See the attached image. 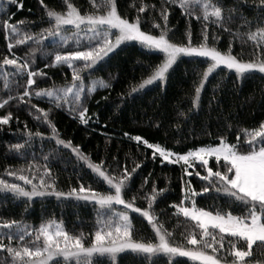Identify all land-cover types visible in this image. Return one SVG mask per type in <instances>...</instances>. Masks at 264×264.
I'll list each match as a JSON object with an SVG mask.
<instances>
[{
	"label": "trees",
	"instance_id": "trees-1",
	"mask_svg": "<svg viewBox=\"0 0 264 264\" xmlns=\"http://www.w3.org/2000/svg\"><path fill=\"white\" fill-rule=\"evenodd\" d=\"M81 14L96 11L90 0H70ZM143 2L146 5L144 13L140 14L142 30L159 34L160 29H153L155 21L163 25L160 17L162 0H116L118 13L130 21L137 16V8ZM22 7L9 0H0V62L7 56L9 59L17 58L18 63L25 59L30 64L31 71L42 70L46 77L37 76L36 83L31 87L33 93L31 102L28 98L19 101V94L23 93L27 86V73L22 76L14 75V66L3 67L0 63V101L8 100V103L0 107V116L11 113L9 123L0 125V178L9 182H19L15 177H8L6 169H24L23 174L32 178V172L27 171L29 164L40 166L43 171L45 157L50 168L52 178L57 181L56 188L67 192L71 187L79 188L80 184L91 186L96 191L107 192L108 186L97 178L88 167V162L80 161L71 149H64L63 145L56 144V138L46 123H43L42 114L36 108L48 110L51 108L50 119L55 125L59 138L71 141L73 146L79 145L81 152L88 156L92 163L99 164L104 160V169L108 175L119 177L124 169L131 171L136 164L140 168L133 174L130 181V190L126 192L125 199L134 201L136 207L147 208L144 199L151 195L152 182L158 189L166 191L157 198L152 206V212L158 217L164 227L173 232V240L176 243L183 241L182 234L191 232L195 222L186 219L182 214L176 215L173 204H178L181 199V180L184 169L181 164L169 162L161 163L159 156L152 159V149L142 142L130 140V136L139 135L149 143L159 144L165 149L176 153H184L189 149L200 146L215 145L220 137H224L228 143H236L238 134L243 143L245 137L243 130H251L258 127L264 121V74L253 72L243 80H238L234 72H229L221 67L214 71L206 80L202 89L198 107L192 104L195 95L194 89L203 77V71L207 67L204 58L179 57L170 73L167 75L166 85L154 83L145 89L129 94L131 89L138 85L142 79L150 75L152 66L158 64L162 54L150 52L136 43L121 45L114 53L110 54L104 62L94 70H85L81 73L86 85L84 90V106L87 108L89 122L82 124L78 118L73 117L63 108L57 109L54 103H50L47 97L37 98L34 93L40 89L59 88L72 80V71L67 65L51 66L52 58L58 48L53 41L44 40L42 45L33 41H26L23 45L15 44L16 39H23L24 35L39 34L42 29L51 27L46 15V8L58 12L66 11L64 0H17ZM102 4L103 0H95ZM259 0H221L223 7V27L209 21V45L213 41L211 36L215 33L219 36L216 46L226 51L229 42H232V54L239 55L244 61L254 59L257 54L264 56L261 48L255 41L247 38L249 31H255L258 26H264V12L258 9ZM169 10L167 27L171 30L169 39L178 44H187V33H192V42L197 45L202 39V29L205 21L197 19L199 9L195 14L185 16L179 5H165ZM229 9H234L229 20ZM102 14V13H101ZM259 18V23H257ZM252 21L251 26L244 24V20ZM9 20L16 24L20 30V36H13L11 41L5 38L3 21ZM227 28L230 31H225ZM13 43L11 51L8 43ZM85 44L87 41H83ZM38 49L35 53L31 49ZM43 51H40L41 49ZM67 50L77 49L74 44ZM43 53H48L44 55ZM49 67L45 68V65ZM80 65L78 64L77 67ZM4 73H8L5 80ZM102 79L110 87L99 88L92 94H87V85L92 80ZM7 84V87L5 85ZM12 97V99H8ZM82 110V109H81ZM183 113V115H181ZM40 116V120L36 117ZM231 125V127H229ZM35 134L37 131L44 138L34 136V139L25 148L17 152L10 150V145L23 144L27 132ZM125 133H128L126 136ZM243 150V149H242ZM115 158V159H114ZM214 168L216 161L209 160ZM193 171L192 168H189ZM197 169L201 174H206L203 168ZM145 177L149 178L144 184ZM190 179L192 187L199 192L205 187V182L195 175L184 177ZM39 182L37 176L36 181ZM143 185V187H142ZM30 190V186H28ZM221 207L225 212L231 211L233 215H242L245 209L235 203H230L222 194H204L196 199V206L215 212L216 207ZM97 206L94 202L76 201L74 199L57 198L54 195L34 197L31 201L27 198H16L10 192H0V224L17 221L23 224L38 227L42 222L55 221L62 224L70 235L83 234L84 241L90 244V235L96 231ZM130 222L134 227V238L152 237L151 226L138 213L130 210ZM16 229L0 228V233H16ZM218 233V230H216ZM198 233V229H197ZM34 233L26 237L24 244L30 245L34 239ZM227 237V234H224ZM19 237L17 236L16 239ZM15 245V240L13 241ZM35 246V245H31ZM42 246V238L40 241ZM243 247H247L244 245ZM211 253V250H208ZM181 264H198L186 257L174 258ZM247 264H264V248L259 244L254 245L253 255L246 258ZM0 264H12V258L5 250H0ZM54 264H64L63 260H57ZM74 264V261H73ZM95 264H111L110 259H97ZM117 264H168L167 258L161 256L150 262L146 257H138L130 251L118 254ZM230 264V260H229Z\"/></svg>",
	"mask_w": 264,
	"mask_h": 264
},
{
	"label": "snow or ice",
	"instance_id": "snow-or-ice-1",
	"mask_svg": "<svg viewBox=\"0 0 264 264\" xmlns=\"http://www.w3.org/2000/svg\"><path fill=\"white\" fill-rule=\"evenodd\" d=\"M9 2L16 4L18 8L22 7L17 0H9ZM90 2L96 11L85 14H81L70 0H64L66 4L64 12L46 8L51 27L42 29L39 34L31 36L25 34L23 39L14 41L18 45H23L26 41L42 45L46 38H53V43L62 50L56 51L51 66L67 65L72 71V80L59 88L40 89L34 95L41 99L47 97L57 109L63 108L73 117H76L78 113L82 124H87L89 119L86 115L87 108L83 103L86 85L81 73L85 70H94L128 41L138 42L144 49L163 56L158 64L152 66L150 75L133 87L129 94L136 93L154 83L166 85L167 75L181 56L200 57L207 62L203 77L194 89L195 95L192 98L194 107H198L206 80L221 67L234 72L238 80H243L247 75L257 71L264 74V56L257 54L254 59L244 61L240 58L243 53L232 54L231 41L228 49L222 51L216 46L215 42L220 38L215 33L211 36L213 43L209 45L207 22L211 21L223 27L224 10L221 0H162L160 17L164 23L161 25L154 21L152 25L154 30L160 29L158 35L142 30L140 14L144 13L147 7L143 2L137 8L136 18L131 21L118 13L116 0H103L102 4L95 3V0H90ZM177 4L185 16H191L195 14V9H199L196 18L205 21L202 29L203 39L197 45L192 42L190 30L187 33V44L174 43L169 39L171 33L167 27L169 10L165 5L175 6ZM258 9L264 12V0H259ZM228 11L230 13L228 19L231 20V13L234 9ZM2 23L6 39L11 41L13 36H20L18 25L11 24L9 20H4ZM251 23L252 21L244 20L246 25L251 26ZM257 23H259V18H257ZM65 26H72L73 31L67 32ZM224 30L230 31L227 28ZM81 33L84 35L81 36ZM247 38L255 41L257 45H264V26H258L255 31H249ZM85 40L86 44L83 42ZM73 44L77 49L83 48V50H67ZM12 48L13 43L9 42V51ZM37 50L36 48L31 49L33 53ZM39 50L43 51L42 48ZM260 51L264 52V48ZM43 54L48 55V53ZM0 63L5 68L14 66V75L22 76L25 72L27 73V86L24 87L23 93L19 94L18 99L24 102L25 98H28L27 102L30 103L33 95L30 89L35 85L36 77H46L47 74L40 69L35 72L29 70L30 64L26 59L23 63H18L17 58L9 59L5 56ZM78 64L79 67H77ZM47 67L49 65L46 64L45 68ZM4 76L7 80L8 73H4ZM97 86L101 89L110 87L102 79L92 80L87 85V94H92ZM7 103L8 100L0 101V107ZM32 107L42 114V122L50 128L52 132L50 139L56 138L58 146L63 145L64 149H71L78 160L88 162V167L94 176L97 180L102 178V182L108 186V191H96L91 186L86 187L83 184H80L79 188L71 187L67 192L57 190V181L52 178L50 168L47 166L49 159L47 156L42 172L39 165L35 166V172H33V165L29 164L27 171L32 172V178L23 174L24 169H6L8 177H15L17 181H23V184L0 178V192H10L16 198H27L29 201L34 197L54 195L58 199L94 202L98 212L97 230L90 235L91 242L87 245L82 233L75 236L70 235L64 230L62 224L55 221L42 222L38 227L17 221L0 224V228L17 230L16 233H7V243L4 242L5 233H0V250L7 252L12 258V264H54L60 259L64 264H73V261L74 264H95L97 259L105 258L110 259L111 264H117L118 254L125 251H130L138 257H146L150 262L163 256L167 258L168 264H181L180 261L174 259L176 257H186L198 264H229V260L230 264H247L246 258L253 255L254 245L259 244L264 248V121H261L256 128L243 130L245 137L243 143L239 134L236 143H228L224 137H220L219 143L215 145L196 147L183 154L165 149L159 144L149 143L139 135L129 137L130 140L142 142L147 148L152 149L153 160L159 156L162 164L166 161L181 164L184 169V175L180 178L181 199L172 207L176 209L177 216L182 214L186 219L195 222V226L191 232L182 234L183 241L186 243H176L173 240L174 233L169 232L152 212L154 202L166 189H158L153 181L151 195L144 197L148 205L144 209L135 206L134 201L137 199L135 195L131 201L124 198L126 192L130 190L131 178L140 168V164H136L131 171L124 169L119 177L108 175V170L103 168L104 160H101L99 164L92 163L89 157L81 152L79 145L73 146L70 140L65 141L59 138L57 129L50 119L51 108L45 110L37 108L36 105ZM10 118L11 113L0 116V125L8 124ZM36 119L40 120V116ZM125 135L127 136L128 133ZM34 136L44 138L39 131L35 134L29 131L25 142L10 145V150L14 149L19 152L34 139ZM210 158L216 161L215 170L210 166ZM197 163L206 174H201L197 169ZM189 168L193 171H189ZM192 175L205 182L206 186L202 187L199 192L192 187L190 179L185 180L184 178ZM37 176L39 177L38 183L35 182ZM148 181L149 178L145 177L144 184ZM213 191L217 195L222 194L230 203L242 206L245 213L233 215L231 211L225 212L215 205L212 206L216 207L215 212L196 206L197 197L211 194ZM189 202L191 206H187ZM114 205L123 206V210H116ZM129 209L140 214L147 221L154 236L134 238V227L130 222ZM33 233L35 235L31 244L25 245L26 237ZM224 234H227V237ZM17 236L18 239H16ZM41 238L42 246H40ZM14 240L16 246H13ZM244 245L247 247H243Z\"/></svg>",
	"mask_w": 264,
	"mask_h": 264
},
{
	"label": "rangeland",
	"instance_id": "rangeland-1",
	"mask_svg": "<svg viewBox=\"0 0 264 264\" xmlns=\"http://www.w3.org/2000/svg\"><path fill=\"white\" fill-rule=\"evenodd\" d=\"M65 28H66V30H67V32H71V31H73V28H72V26H65ZM84 35V33H81V36H83ZM113 39H114V37H113ZM45 40H47V41H53V38H46ZM126 43H136V44H138V45H140L138 42H135V41H128V42H125V43H123V44H126ZM122 44V45H123ZM141 46V45H140ZM181 57H190V56H181ZM191 57H195V56H191ZM200 58V57H199ZM226 69V68H225ZM258 72V71H257ZM185 153V152H184ZM180 154H183V153H180ZM167 162V161H166ZM182 163V162H181ZM189 171H191L190 169H189ZM187 206H191V202H189V204L187 205ZM114 208L116 209V210H123V206H120V205H114ZM128 212H129V215H130V209L128 210Z\"/></svg>",
	"mask_w": 264,
	"mask_h": 264
}]
</instances>
